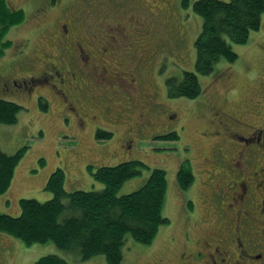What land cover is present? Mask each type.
Returning a JSON list of instances; mask_svg holds the SVG:
<instances>
[{
    "label": "rangeland",
    "instance_id": "374dc122",
    "mask_svg": "<svg viewBox=\"0 0 264 264\" xmlns=\"http://www.w3.org/2000/svg\"><path fill=\"white\" fill-rule=\"evenodd\" d=\"M48 1L6 0L8 8L23 9L25 17L5 35L12 43L0 54V97L15 101L23 108L16 122L0 123V148L7 153L24 146L27 150L15 169L10 189L6 195H0V210L15 215L20 198L44 201L46 199L42 198L50 197V192L43 187L57 167L65 172L66 190H99L103 183L93 178L89 164L97 167L140 160L145 164L141 174L126 180L117 194L139 188L152 169H164L167 190L162 213L169 223L159 227L150 244L127 236L120 264H157L158 261V264H181L180 253L188 249L189 244L194 246L193 242L186 244L185 241L203 236L201 218L213 220L210 225H214L212 212L220 206L214 207L212 193L218 180H223L221 185H225L226 174L222 177V173H218L227 168L225 159L218 160L219 153L237 149L227 142H218L216 135L211 137L206 133L214 129L216 117L211 114L214 103L223 105L227 111L234 107L244 109L245 120L256 118L257 125H264V12L260 28L252 30L245 43H231L237 59L232 62L221 59L213 70L199 74L200 94L188 98L171 94L168 79H180L184 71H195V40L202 27L201 17L192 10L195 0H189L188 7L182 0H70L68 3L59 0L54 7L49 6ZM45 5L49 7L39 12ZM73 8L79 14L76 24L89 40L85 44L97 45L94 35L98 29H114L112 25L117 28L106 33L111 36L107 45L117 43L114 49L121 45V40L125 44H141L144 39L141 33L147 32L146 48L141 49V45L134 48L137 54L133 61L123 58L133 50L122 52V56L110 54L111 58L95 60L108 70L120 72L129 68L133 75L130 79L127 73L121 72V77L126 79L118 81L117 77L106 74L103 78L92 72L87 97L97 110L88 112L98 117L93 119L78 108L76 111L83 115V122L67 112L70 108H63V99L41 84L25 90L5 82L7 74L20 79L26 71L27 63L20 68L23 66L21 58L24 62L33 59L36 63L49 58L55 48L54 32L59 33L57 23L64 21V14ZM22 42L27 50L19 54ZM159 44L162 46L158 47ZM35 47L38 52L33 51ZM141 54H144L142 58ZM153 55H157L155 62L153 58H146ZM44 90L48 98L42 94ZM40 100L47 103L46 109L41 107ZM99 129L110 131L112 135L99 138ZM170 132H176L177 138H155ZM41 158L44 163L40 162ZM181 163L190 168L194 177L190 185L182 189L176 178ZM47 254H56L67 264H107L102 254L82 260L79 253L64 251L52 241L27 245L0 231V264H33Z\"/></svg>",
    "mask_w": 264,
    "mask_h": 264
},
{
    "label": "trees",
    "instance_id": "16d2710c",
    "mask_svg": "<svg viewBox=\"0 0 264 264\" xmlns=\"http://www.w3.org/2000/svg\"><path fill=\"white\" fill-rule=\"evenodd\" d=\"M182 3L188 7L189 0H182ZM191 6L202 19V27L195 40V71H184L180 79H168L171 94L188 98L200 94L199 74L213 70L221 59L229 62L237 59L231 43H245L250 32L260 28L264 0H195ZM24 17L23 9L12 10L6 0H0V54L12 43L10 39H5L7 30L21 24ZM21 61L23 66L20 68H24L27 62L23 58ZM40 105L43 109L47 108V103L42 100ZM22 108L15 101L0 97V123L16 122ZM111 135L110 131L97 130L99 138ZM155 138L174 139L177 134L170 132ZM26 150L24 146L7 153L0 148V195H6L10 189L15 169ZM40 162L44 163V159L41 158ZM144 166L140 160L97 167L89 164L91 175L103 183V188L72 191L65 189V172L57 167L43 187L51 196L44 201L33 197L20 198L15 215L0 210V231L27 245L52 241L64 251L79 253L82 260L102 254L107 264H120L127 236L139 243L150 244L159 227L169 223L162 213L167 190L164 169H152L139 188L117 194L118 188L126 180L141 174ZM176 178L182 189L188 187L194 177L190 168L181 163ZM33 264H67V261L56 254H47Z\"/></svg>",
    "mask_w": 264,
    "mask_h": 264
},
{
    "label": "flooded vegetation",
    "instance_id": "af4514ba",
    "mask_svg": "<svg viewBox=\"0 0 264 264\" xmlns=\"http://www.w3.org/2000/svg\"><path fill=\"white\" fill-rule=\"evenodd\" d=\"M65 2L68 3L70 0H65ZM58 3H60L59 0L48 1V5L52 7ZM49 6L40 7L39 12ZM77 15L79 14L75 8L68 10L64 14V21L57 23L59 33L56 35L54 32L55 48L49 58L41 63L28 59L27 70L20 76V79L7 74L5 82L10 86L25 90H29L32 85L41 84L42 88L45 87L49 92L63 99V108H70L71 110L67 112H72V116L77 115L78 119L83 122V115L76 111L78 108L93 119L98 117L95 113L88 112L97 110L91 98L87 97L92 72L103 75V78L106 74L107 77H117L118 81L126 79L121 77V72L127 73L130 79L133 75L129 68L120 72L113 71V69L108 70L105 65L96 64L95 60L103 61L105 56L111 58L110 54L118 57L122 56V52L133 50L123 57L133 61L137 54L134 52L136 47L141 45V49L146 48L147 36L145 34L147 32L141 33L144 37L141 39V44L132 42L125 44L126 42L121 40V45L114 49L117 43L107 45L111 36L108 37L106 33L113 28L105 27L102 28L103 30L98 29V33L94 35L97 45L89 42L85 44L89 40L82 28L76 24ZM112 26H114L113 30L117 28L116 25ZM26 38L31 41L29 37ZM25 42L20 43L19 54L26 50V47L23 48ZM160 46L162 44L158 45ZM38 50L36 47L33 49L34 52ZM143 56L144 54L140 55L141 58ZM146 58H153L155 62L157 55L146 56ZM151 70L152 68L149 67L150 76ZM42 94L47 97L45 90ZM256 109L260 110V108ZM227 110L223 105L214 103L211 113L216 117L213 123L214 129L206 132L211 137L216 135L219 138L218 142H227L237 148L219 153L218 160L225 159L227 162L225 163L227 168L223 171L219 170L221 172L218 171V174L222 173V177L226 174L225 185H221L223 180H218L219 183H217L216 179L217 185L212 193L214 207L216 205L220 207L216 206L212 212V216H215L214 225H210L213 220L201 218L202 237L197 240L191 237L187 240L185 236L187 240L185 243L193 242L194 246L189 244V248L183 249L180 253L179 262L181 264H264V125H257L256 118H251V122L245 120L246 111L244 109L234 107ZM220 186L222 190L219 191ZM217 192L222 194L217 195ZM218 196L219 199H216ZM217 201L221 203L218 204ZM208 227L210 229H207ZM167 264L175 263L168 262Z\"/></svg>",
    "mask_w": 264,
    "mask_h": 264
},
{
    "label": "crops",
    "instance_id": "0c3cea01",
    "mask_svg": "<svg viewBox=\"0 0 264 264\" xmlns=\"http://www.w3.org/2000/svg\"><path fill=\"white\" fill-rule=\"evenodd\" d=\"M42 199H44V198H42Z\"/></svg>",
    "mask_w": 264,
    "mask_h": 264
}]
</instances>
